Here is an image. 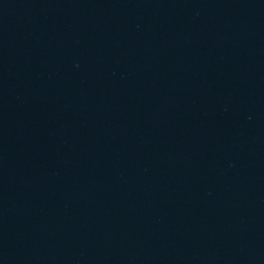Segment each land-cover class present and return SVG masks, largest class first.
Segmentation results:
<instances>
[{
    "label": "water",
    "instance_id": "1",
    "mask_svg": "<svg viewBox=\"0 0 264 264\" xmlns=\"http://www.w3.org/2000/svg\"><path fill=\"white\" fill-rule=\"evenodd\" d=\"M0 264H264V0H0Z\"/></svg>",
    "mask_w": 264,
    "mask_h": 264
}]
</instances>
